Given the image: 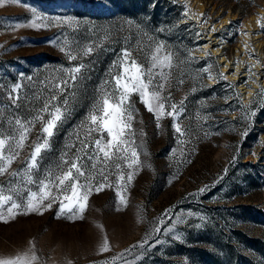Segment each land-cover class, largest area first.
<instances>
[{
    "label": "rangeland",
    "instance_id": "obj_1",
    "mask_svg": "<svg viewBox=\"0 0 264 264\" xmlns=\"http://www.w3.org/2000/svg\"><path fill=\"white\" fill-rule=\"evenodd\" d=\"M262 26L264 0H6L0 5V138L14 137L10 142L19 153L0 176V195H12L22 205L26 190H38L28 183L29 175L38 181L65 153L71 161L84 143L92 154L96 139L107 140L87 118L100 90L114 88L123 50L145 69L154 53L172 56V67L154 79L164 85L157 88L165 104L159 124L139 95L131 96L129 139L138 164L133 169L122 159L105 164L101 156L93 169L81 152L85 174L93 179L80 216L65 212L57 218L59 201L42 214H25V207L10 214L12 201L3 205L0 259L264 264ZM80 65L73 87L69 70ZM65 80L68 85L61 84ZM16 84L20 88L12 92ZM45 104L49 111L59 106L65 115L38 168L29 172L31 152L43 142V121L29 124L22 148L16 147L15 121H32L38 114L47 120ZM173 104L176 116L169 117ZM5 154H12L7 145Z\"/></svg>",
    "mask_w": 264,
    "mask_h": 264
},
{
    "label": "snow or ice",
    "instance_id": "obj_2",
    "mask_svg": "<svg viewBox=\"0 0 264 264\" xmlns=\"http://www.w3.org/2000/svg\"><path fill=\"white\" fill-rule=\"evenodd\" d=\"M5 2L6 0H0V5H3ZM14 2L18 3L19 0H14ZM66 22L70 23L71 20L69 19ZM35 27L39 26L35 25ZM88 51L91 52V49H88ZM160 51V47L155 50L156 53ZM151 61V66L145 69L135 59H131V54L126 49L123 50L120 60V72L112 76L114 88L111 91L100 90L101 94L97 97L94 110L87 118L90 124L95 126L94 131L107 133V140L105 141L103 136L96 139L92 146V154H89L87 151L89 145L84 143L82 149L77 150L78 154L71 161L65 159L67 156V153H65L62 155L61 163L56 166V169L46 170L43 178L38 181H34L33 177L29 175L28 183H35L38 190H26V203L23 205L17 203L12 195H0V208L9 201H12L11 206L8 208L10 214L13 213V210H18L21 207L27 209L25 214L31 212L42 214V209H51L53 204L59 201L57 218L65 212L70 213L72 217L80 216L85 211L86 202L89 200L93 179V177L85 174V164L80 155L81 152L87 156L88 160L93 161V169L101 161V156L105 164L113 159H122L127 162L129 169H133L138 164V160L136 159L138 154L136 148L131 146L133 141L129 139L132 129L131 122L133 120L131 96L133 94L139 95L140 102L145 105L147 111L155 113L158 124L159 120L165 115V104L161 102L162 97L160 91L157 90V88L162 90L164 85L155 84L154 79L155 75L163 76L164 68L172 67V56L171 54L159 56L154 53ZM82 67L80 65L70 68L68 75L69 80L72 82L71 86L74 87L80 78ZM157 68L161 69V71L154 74L153 70ZM69 80L61 81V84L68 85ZM108 83V81H105V85ZM61 84H57L56 87L63 91ZM19 88L20 84L14 85L12 92H15ZM9 99H12L11 92H9ZM51 100H56V97L52 96ZM171 107L173 111L167 112L166 115L175 117L176 105L173 104ZM51 108L52 110L49 111V104H45L42 109L49 117L47 120H44V117L38 114L32 121L22 122L21 119H16L15 121L16 125L19 126V139L16 142V147L20 148L23 147L24 141L28 138V133L31 131L29 124H33L35 121H43L41 129L44 134L43 142H37L31 152L30 159L27 161L29 172L38 168V160L41 158L42 152L49 148V140L53 136L55 128L64 118L65 112L59 106L52 105ZM173 126L178 133H181V128L178 124H174ZM13 139L15 138L11 137L6 141V139L0 138V176L8 172L10 165L16 156L19 155L12 148L10 141ZM6 145L7 150L12 154H5ZM64 165H67V170H64ZM116 167L119 168L120 165L117 164ZM101 174H103V169H101ZM10 175L17 176L18 173L12 172ZM104 178L107 180V176ZM132 178L133 172L130 171L127 179L130 182ZM120 179L123 180L122 175ZM104 187V184H100L98 190H102ZM53 189L60 195L54 194ZM200 191L203 193L205 189H201ZM46 201L48 203H45ZM0 220H3L2 213H0ZM143 243H147V241ZM102 250H107V242ZM35 259V255L31 257V260L26 257L17 256L13 259H0V264H31V261Z\"/></svg>",
    "mask_w": 264,
    "mask_h": 264
},
{
    "label": "bare ground",
    "instance_id": "obj_3",
    "mask_svg": "<svg viewBox=\"0 0 264 264\" xmlns=\"http://www.w3.org/2000/svg\"><path fill=\"white\" fill-rule=\"evenodd\" d=\"M206 47H207V44H204V45H203L204 50L206 49Z\"/></svg>",
    "mask_w": 264,
    "mask_h": 264
}]
</instances>
